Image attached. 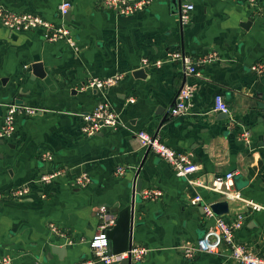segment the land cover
<instances>
[{"label":"crops","instance_id":"crops-1","mask_svg":"<svg viewBox=\"0 0 264 264\" xmlns=\"http://www.w3.org/2000/svg\"><path fill=\"white\" fill-rule=\"evenodd\" d=\"M61 1L0 0V6L57 24ZM69 1L75 49L62 40L46 41L39 31H12L0 23V126L8 104L40 109L17 114L12 134L0 143V193L30 188L22 198H0V258L12 264H104L95 259L89 240L103 219L116 215L113 210L129 205L137 175L132 243L148 251L135 264H237L223 252L184 257L182 246L196 243L213 223L192 198L199 194L207 203L224 198L177 176L140 146L135 133H157L172 149L190 153L199 166L192 179L210 182L233 171L234 189L264 206V72L250 68L264 60V0L254 6L246 0H188L193 8L183 26L172 0H153L130 15L102 9L100 0ZM178 47L195 59L214 57L199 63V75L190 78L195 89L188 112L161 123L186 79L182 66L165 61L143 68L140 61L164 59ZM35 62L42 64L44 78L34 75ZM137 68L144 69L143 78L133 75ZM117 73L120 80L103 91L84 87L89 77ZM217 94L229 106L227 117L213 110ZM99 99L118 113L121 124L87 136L78 114ZM43 153L51 159H42ZM117 166L125 167L124 174H114ZM56 168L63 170L60 176L39 181ZM82 173L90 182L79 187L74 180ZM150 189L162 194L156 200L141 195ZM227 201L228 212L221 215L226 222L244 215L236 239L264 255V211ZM50 223L64 236L53 234ZM51 245L63 251L50 253Z\"/></svg>","mask_w":264,"mask_h":264},{"label":"built area","instance_id":"built-area-1","mask_svg":"<svg viewBox=\"0 0 264 264\" xmlns=\"http://www.w3.org/2000/svg\"><path fill=\"white\" fill-rule=\"evenodd\" d=\"M252 6L255 5V0H246ZM153 0H100L99 5L102 9L114 12L117 15H130L132 13L141 11L148 7ZM71 2L69 0H62L58 6V15L60 22L52 23L41 15L36 13L26 12H12L4 9L0 6V23L3 27L12 31H39L41 36L46 41H64L69 47L75 49L76 41L73 35L71 25L64 17L69 12ZM193 8L192 3L188 0H177L176 15L181 26L189 21V13ZM213 55L207 56L201 59H195L191 54L185 52L183 47H178L167 53L164 59L150 60L146 57L140 61V66L156 67L162 65L165 61H179L184 78H186L178 87L169 108L166 113V119L185 115L191 106V99L194 93L195 86L191 82L190 78L199 75L198 64L213 59ZM251 70L256 74L264 72V60H259L251 65ZM121 75L119 73L107 76L103 78L89 77L85 83V88H90L95 91H103L108 87L114 85L120 80ZM39 108L24 106L20 104H8L5 107L2 116V124L0 126V139H6L14 130V119L17 114L35 115L39 112ZM213 110L222 113L229 112V106L224 101L220 94L214 97ZM81 118L82 125L80 127L81 132L87 136H92L98 133L102 128H115L120 125L118 113L102 99H99L94 108L88 112H81L78 114ZM264 123V118H263ZM247 132L243 133V137L246 141ZM136 139L140 146L146 151L155 153L163 161L167 162L173 169L174 173L179 177H184L189 184L198 185L200 187L213 190L219 193L224 199H237L242 200L251 210L264 211V206L253 202L252 200L245 199L241 196L240 192L234 189L233 177L234 172L228 171L224 175L213 178L210 182L200 181L199 179H192L189 176L198 171L199 166L191 157L190 153H184L176 151L166 145L157 133H148L143 130H139L135 133ZM262 144L264 146V136L262 138ZM42 159H51V155L43 153ZM63 170L61 168L53 169L51 172L42 175L39 181L48 182L51 179L61 175ZM125 167L117 166L114 170L116 176L124 174ZM137 175L134 176L130 182L132 190V198L135 195L140 194V191L136 192ZM90 182V177L86 173H82L74 180L76 186L84 187ZM30 191L28 185H21L9 188L7 191L0 193L1 197L19 199L27 195ZM162 194L160 189L145 190L141 195L150 200H156ZM193 203L201 202L203 213L206 217L212 218L213 223L208 227L203 236L194 244H187L182 246V253L186 258H192L197 252H208L219 254L221 252L233 262L237 264H264V255H261L256 250L251 249L245 243L236 239L234 231L239 229L243 224L244 215L242 213L236 214L234 220L230 223L226 222L221 216L215 215L210 204L202 201L199 194H196L192 200ZM104 218V217H103ZM115 216L107 217L102 220L98 226L96 233L89 240V247L98 261L104 264H118L122 260H129L131 264L140 261L147 253L146 247L137 246L131 243L129 249L120 253L108 252V239L106 238V231L112 225H114ZM134 222V219H133ZM49 230L58 236H64V233L60 228L54 224H49ZM71 244L72 241L68 240ZM0 264H12V259L9 257L0 258Z\"/></svg>","mask_w":264,"mask_h":264},{"label":"water","instance_id":"water-1","mask_svg":"<svg viewBox=\"0 0 264 264\" xmlns=\"http://www.w3.org/2000/svg\"><path fill=\"white\" fill-rule=\"evenodd\" d=\"M174 10L176 11V4L177 0H172ZM67 20L70 18V12L66 13L64 16ZM248 25V22L245 21V23H242V26L245 27ZM32 71L35 76L44 78L45 72L42 69V64L40 62H35L32 64ZM144 69L137 68L133 71V75L135 77H141L143 78L145 76ZM0 114H2V107L0 106ZM227 117V113H224ZM166 115V114H165ZM163 115L161 119V123L166 121V116ZM0 143H4L3 139H0ZM140 191V183L137 180L136 181V192L138 193ZM210 208L212 212L215 215L221 216L223 214H226L228 212L229 206L227 200H217L213 201L210 204ZM112 213H115V220L114 225H112L110 228L106 231V238L108 239V252L109 253H120L124 252L127 249L130 248L132 243V227H133V219H134V197L131 199V202L129 205L121 208V209H115L112 211ZM114 215V214H113ZM59 245H51L50 247V253H60L63 251L62 249H59ZM118 264H131L129 260H122ZM135 264V263H133Z\"/></svg>","mask_w":264,"mask_h":264}]
</instances>
